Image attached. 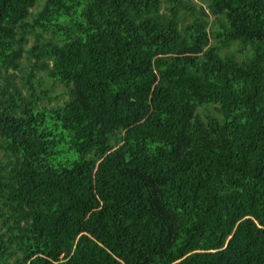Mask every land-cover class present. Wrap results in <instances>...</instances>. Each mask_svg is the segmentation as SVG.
I'll list each match as a JSON object with an SVG mask.
<instances>
[{"label": "trees", "instance_id": "obj_1", "mask_svg": "<svg viewBox=\"0 0 264 264\" xmlns=\"http://www.w3.org/2000/svg\"><path fill=\"white\" fill-rule=\"evenodd\" d=\"M0 264H264V0H0Z\"/></svg>", "mask_w": 264, "mask_h": 264}, {"label": "rangeland", "instance_id": "obj_2", "mask_svg": "<svg viewBox=\"0 0 264 264\" xmlns=\"http://www.w3.org/2000/svg\"><path fill=\"white\" fill-rule=\"evenodd\" d=\"M193 1H197V0H193ZM24 76V75H23ZM17 84H18V88H22V87H25L24 85V82L23 81H19V80H16ZM60 88L59 90L57 89H54V91H52V94H58V92H60ZM23 93H25V90H21Z\"/></svg>", "mask_w": 264, "mask_h": 264}]
</instances>
